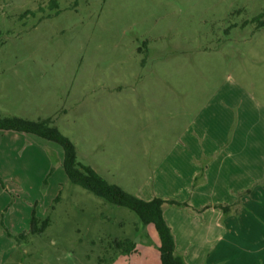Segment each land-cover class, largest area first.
Wrapping results in <instances>:
<instances>
[{"label":"rangeland","instance_id":"374dc122","mask_svg":"<svg viewBox=\"0 0 264 264\" xmlns=\"http://www.w3.org/2000/svg\"><path fill=\"white\" fill-rule=\"evenodd\" d=\"M54 1L0 0V114L52 120L81 163L131 194L149 190L195 115L232 104L231 83L264 103V0ZM9 133L0 264H161L154 227L132 233V211L69 183L58 144ZM33 214L48 228L19 239ZM127 234L148 259L112 262Z\"/></svg>","mask_w":264,"mask_h":264},{"label":"crops","instance_id":"0c3cea01","mask_svg":"<svg viewBox=\"0 0 264 264\" xmlns=\"http://www.w3.org/2000/svg\"><path fill=\"white\" fill-rule=\"evenodd\" d=\"M231 84L229 108L195 115L154 168L152 186L137 193L182 205L163 216L187 264H264V103ZM137 254L149 256L137 247L122 257Z\"/></svg>","mask_w":264,"mask_h":264},{"label":"trees","instance_id":"16d2710c","mask_svg":"<svg viewBox=\"0 0 264 264\" xmlns=\"http://www.w3.org/2000/svg\"><path fill=\"white\" fill-rule=\"evenodd\" d=\"M56 4V1L52 0ZM264 18L260 14L256 20ZM264 25V24H263ZM0 131L15 132L25 135H32L43 140L58 144L62 148V167L69 183L79 186L102 199L106 204L117 208H126L132 211L139 220L136 225V232L141 228L153 226L159 238L157 252L161 264H187L183 257L177 252L173 233L164 219L163 213L168 206H182L174 200L155 197L145 201L137 195L128 193L122 187L109 183L100 176L94 168L81 163L78 159V152L74 143L61 133L50 119L29 120L18 116H4L0 114ZM60 195L53 202H59ZM227 210V207H224ZM50 224V218H40L33 214L29 233L19 235V239L25 240L29 234H43ZM111 247L117 254L112 259L121 256H130L137 251V243L130 238H116ZM102 264H108L106 258L101 260Z\"/></svg>","mask_w":264,"mask_h":264}]
</instances>
